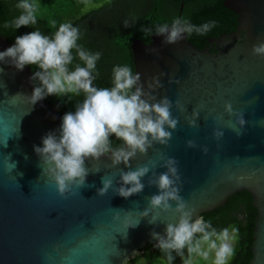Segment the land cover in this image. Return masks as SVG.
Here are the masks:
<instances>
[{
  "label": "water",
  "instance_id": "1",
  "mask_svg": "<svg viewBox=\"0 0 264 264\" xmlns=\"http://www.w3.org/2000/svg\"><path fill=\"white\" fill-rule=\"evenodd\" d=\"M221 7L236 16L235 30L203 39L202 49L186 39L164 44V37L155 34L146 44L131 42L133 72L141 74V83L146 86L150 77L159 76L163 87L156 90L157 99L179 100L186 111L174 106L179 123L168 145L154 143L146 154L137 153L130 167L147 165L160 153L175 158L180 195L195 209L193 219L221 207L233 194H249L255 211L252 244L240 264H264V57L251 50L264 42V0H223ZM10 46L0 36V51ZM0 69V264H126L146 243L155 246L150 233L164 235L166 224H174L177 215L160 213L156 223H149L157 209L141 217L147 197L158 191L148 185L151 171L141 193L123 198L115 189L120 187V171L130 169L123 163L113 167L108 155L88 158L85 185H73L60 196L55 183L41 175L44 165L33 146H41L50 131L59 135L62 117L43 100L31 104L29 67L18 71L0 62ZM170 78L180 83L170 84ZM225 101L244 111L240 137L213 120ZM200 102L206 107L198 126L189 127L185 116ZM209 109L215 111L209 115ZM224 119L234 117L225 114ZM217 127L224 131L220 140L213 137ZM188 140L197 147L188 148ZM202 147L208 148L206 154ZM165 170L155 169L157 175ZM106 175L113 177V185L101 196L98 189Z\"/></svg>",
  "mask_w": 264,
  "mask_h": 264
},
{
  "label": "clouds",
  "instance_id": "2",
  "mask_svg": "<svg viewBox=\"0 0 264 264\" xmlns=\"http://www.w3.org/2000/svg\"><path fill=\"white\" fill-rule=\"evenodd\" d=\"M16 8L21 10L11 25L4 26L18 29L21 26L37 24L40 5L37 0H19ZM56 26V22H51ZM127 27V24H125ZM214 27L216 21L210 20L201 25H195L190 20L180 17L169 23L142 28L146 36H163L164 44H176L193 33L206 35ZM79 28L65 22L59 25L52 37L44 35L39 29L30 33L16 36L12 46L0 51V62L10 63L18 71L26 65L37 67L30 80L33 91L30 97L32 105L47 96L64 97L82 96L74 112H66L58 129L46 133L41 138V146H33L34 153L43 164L42 176L49 177L56 185L60 196L70 192L72 186L82 187L89 174L85 160H99L108 155L113 167L123 163L128 171H120V187L116 193L128 198L141 193L145 184L144 177L151 171L152 176L148 185L156 186V194L147 197L148 208L141 217L148 216L151 210H159L152 214L149 223H156L160 213L173 212L177 215L176 222L167 223L165 234L152 232L150 235L157 243L155 247L165 254L168 264H172L179 256L182 264H197V259L209 264H229L235 255V244L239 239V229L236 226L224 227L217 230L203 216L188 206L187 201L180 195L181 177L178 161L160 153L156 160H150L147 165L131 169L130 161L137 153L146 154L153 144L168 145L172 133L177 129L179 119L173 116L172 108L184 113L185 105L179 100L172 101L167 96L157 99L156 90L163 87L159 76H152L141 83V74L133 72L128 65H118L112 69V86L97 87L95 81L99 75L96 72L100 53L85 50L78 41ZM75 50V56L73 55ZM252 54L264 57V42L252 45ZM78 58L84 66L77 64L73 70L70 65ZM2 71V69H0ZM163 76L164 73H160ZM171 83H180L178 79H169ZM206 107L205 102L198 103L191 113L185 116L189 127H197L200 111ZM215 109H209V115ZM225 114L234 119L225 120ZM217 125L223 124L235 133L237 137L244 134V111L235 110L230 101H225L223 112L213 116ZM122 143L113 147L111 136ZM224 131L217 127L213 131L216 140L222 139ZM188 148H196L195 141H186ZM202 152H208L202 147ZM157 167L166 169L158 175ZM22 175V174H21ZM103 187L98 194L103 196L113 185V177L106 175L101 178ZM128 186V187H125ZM173 204L175 205L173 207ZM186 250V255H185Z\"/></svg>",
  "mask_w": 264,
  "mask_h": 264
},
{
  "label": "trees",
  "instance_id": "3",
  "mask_svg": "<svg viewBox=\"0 0 264 264\" xmlns=\"http://www.w3.org/2000/svg\"><path fill=\"white\" fill-rule=\"evenodd\" d=\"M19 0H0V36L11 45L15 37L39 29L42 34L52 37L60 24L68 22L79 28L80 44L85 50L99 52L96 72L99 73L94 82L97 87L112 86V69L118 65H128L133 69L129 46L132 41L149 42V37L142 28L155 27L161 23L171 24L174 18H186L195 25H201L210 20L216 21L214 27L206 35L193 33L186 41L197 49H202L203 39L227 35L235 30L236 16L224 7L223 0H37L40 5L37 24L34 26L5 27L20 15L16 8ZM55 21L53 27L51 22ZM127 24V27L125 26ZM75 56V50H73ZM79 64L78 58L70 65V70ZM31 76L37 67L28 66ZM33 84V82H32ZM34 86V85H33ZM43 101L52 106L63 117L67 109L54 96H47ZM113 147L122 142L113 135L110 137ZM255 211L249 194L238 192L229 197L224 205L209 213L201 214L210 221L217 230L236 226L239 229V239L235 244V255L229 264H240L252 244V229ZM185 250V255H186ZM172 264L181 260L173 253ZM126 264H168L166 256L154 243L148 242Z\"/></svg>",
  "mask_w": 264,
  "mask_h": 264
},
{
  "label": "rangeland",
  "instance_id": "4",
  "mask_svg": "<svg viewBox=\"0 0 264 264\" xmlns=\"http://www.w3.org/2000/svg\"><path fill=\"white\" fill-rule=\"evenodd\" d=\"M54 97L60 101V103L67 109L68 112H74L76 105L83 99L82 96H72L71 98H69L68 96L59 98L56 96ZM178 264H182V261L180 260ZM197 264H209V262L197 259Z\"/></svg>",
  "mask_w": 264,
  "mask_h": 264
}]
</instances>
